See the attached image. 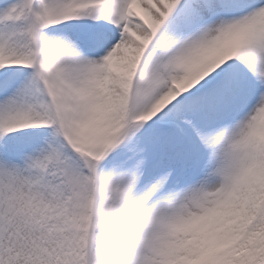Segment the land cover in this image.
<instances>
[{"label": "snow or ice", "instance_id": "6c2138e0", "mask_svg": "<svg viewBox=\"0 0 264 264\" xmlns=\"http://www.w3.org/2000/svg\"><path fill=\"white\" fill-rule=\"evenodd\" d=\"M0 264H264V0H0Z\"/></svg>", "mask_w": 264, "mask_h": 264}]
</instances>
